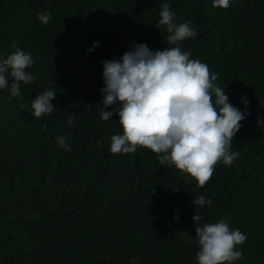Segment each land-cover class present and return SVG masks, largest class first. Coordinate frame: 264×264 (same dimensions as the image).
<instances>
[{
  "label": "trees",
  "instance_id": "16d2710c",
  "mask_svg": "<svg viewBox=\"0 0 264 264\" xmlns=\"http://www.w3.org/2000/svg\"><path fill=\"white\" fill-rule=\"evenodd\" d=\"M163 3L197 32L181 50L219 73L229 102L246 113L232 142L239 156L215 165L203 187L150 149L113 154L119 116L99 115L103 61L119 60L133 41L172 46L158 23ZM13 43L32 55L34 82L10 98L6 73L0 89V264H198L195 213L200 224L230 217L246 235L233 264H264V0L226 9L213 0H0V57ZM47 90L54 110L36 118L31 102ZM201 195L212 204L196 206Z\"/></svg>",
  "mask_w": 264,
  "mask_h": 264
},
{
  "label": "clouds",
  "instance_id": "9594fccd",
  "mask_svg": "<svg viewBox=\"0 0 264 264\" xmlns=\"http://www.w3.org/2000/svg\"><path fill=\"white\" fill-rule=\"evenodd\" d=\"M229 6L230 0H213V7ZM160 7L158 23L166 26L170 34L167 42L172 46L154 51L146 43L133 41L131 50L119 60L103 61L104 108H100L99 115L104 121L114 112L119 116L122 134L111 137L113 154L134 153L137 147L150 149L159 155L160 165H174L203 187L211 179L215 165L221 161L231 165L239 156V151L231 150L232 142L246 113L229 102L224 87L217 83L219 73L211 72L206 63L181 50L183 41L197 37L191 24L175 23L168 3ZM38 19L47 24L52 16L39 13ZM98 44L99 41L94 42L88 51ZM11 47L14 52L0 57V89L9 86L6 73H10V98L21 95V82H34L33 75L26 71L34 64L32 55L16 43ZM55 98L56 92L51 90L36 95L31 102V115L39 118L51 113ZM242 99L247 107L249 101ZM117 102L121 105L118 109L104 110ZM67 122L71 126L73 118L69 116ZM56 140L65 151L71 150L65 137L58 136ZM193 203L203 207L212 201L201 195ZM229 219L200 224L203 216H192L199 244L198 264H233L241 259L243 253L237 246L246 241V235L239 228L230 227Z\"/></svg>",
  "mask_w": 264,
  "mask_h": 264
}]
</instances>
